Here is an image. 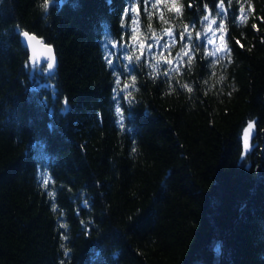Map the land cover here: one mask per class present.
Masks as SVG:
<instances>
[{"label":"trees","instance_id":"1","mask_svg":"<svg viewBox=\"0 0 264 264\" xmlns=\"http://www.w3.org/2000/svg\"><path fill=\"white\" fill-rule=\"evenodd\" d=\"M241 3L0 0V264H264V0L244 24ZM205 15L230 62L196 39ZM185 25L192 63L154 72L147 46L171 28L173 59ZM22 31L56 67L30 64Z\"/></svg>","mask_w":264,"mask_h":264},{"label":"snow or ice","instance_id":"2","mask_svg":"<svg viewBox=\"0 0 264 264\" xmlns=\"http://www.w3.org/2000/svg\"><path fill=\"white\" fill-rule=\"evenodd\" d=\"M53 2H54V0H53ZM109 2H110V0H109ZM245 2L248 3V11L246 12L244 3H241V5H240V13H241L240 23L241 24H244V23L247 22V20H248V12L251 11L250 0H245ZM48 3H49V0H43V6L45 8L48 7ZM157 3H164L166 5L167 4V0H157ZM230 4H231V0H229V5ZM152 7L156 8V4H153ZM205 7H207V5ZM217 7L220 8L221 11H223L224 10L223 2H221ZM157 10L159 11V9H157ZM172 10H175L177 16H179L182 13V6L181 7H176L174 9H172V8L169 9V11H172ZM134 11H136V10L131 6V0H128V6L125 7L124 12H123V16L127 17L130 12H134ZM148 14H149V17H151L152 13L149 12ZM160 18H161V20L164 21L165 24L169 23L168 20L164 19V13L162 11L160 12ZM132 19H133V24L135 25L136 21L138 20V16L133 17ZM203 20L204 21H210V23L208 25V28L205 29V31L203 33H201V32H197L196 33V39L199 40L201 35H203L205 40H207L208 44H213L214 43L213 39L211 37H209L207 35V33L209 31H211L212 32V36L214 37L215 34H216V31H220V32L225 31L226 30L225 26H224L223 23H221L218 29L213 30L211 28V24L215 23V19L212 18L210 15H205L203 17ZM123 26L124 25H123V22H122V27ZM253 27H255V25H253ZM22 35L24 37H26L29 41L34 39V37L30 36L29 33H27V32H23ZM163 35H167V37L169 39H168V41H166L163 44H161L160 41H161V37ZM185 36H187V43H182L181 50H180V52H177L176 57H174L173 59H166L165 58V59L162 60V58L164 57V53L165 52H168L169 56L171 55V48L175 46L177 41H176L175 37L173 36V31H172L171 28L164 29L163 33H156L155 34V36H154L155 44L159 46L160 52L158 54L152 53L151 49L153 48V45L149 44L147 46L149 55H152L153 58L156 60V64L155 65H151L153 67L154 72H158V65L161 62L167 63L170 66L169 69H166L164 71V73H163L164 75H168L169 70H174L176 72H179V68H172L174 60L178 61L181 65H183L185 63L183 57H187V61L186 62L189 65L192 63V60L194 58V52L195 51H199L201 45L199 43H196V44L192 43L193 37H192L191 31L189 30V26L188 25H185L184 26V30L179 34L180 41H184L185 40ZM237 43H239V41H237ZM49 51H51V49H49ZM218 53H221V54L218 56L217 60L213 61V64L218 63L220 60H222V59H224L226 57L229 59V62H230V49L227 47V43L226 42H225L223 48H216V49H214L211 52H207V50H206V54L207 55L217 56ZM141 55H144L143 51H141ZM127 59L129 60V63L131 64L133 60H135L136 62H139L140 61V56L129 55L127 57ZM111 63H112V61L109 60V64H111ZM47 66H48L49 69H51L53 67V62H51V61L48 62ZM221 79H223V77H221ZM116 83H117V88H119V86H120L119 78H117ZM130 87H135V76L132 77V83L131 84H128V83L124 84V89L123 90L125 91L126 98H128V99L132 98V93L127 91V89L130 88ZM182 87L186 88L189 92L192 91V88L189 85H187V84L182 85ZM113 91L115 92V91H117V89H114ZM116 111L122 117L121 107L118 106L116 108ZM253 129H254V122H250L248 124L247 128L244 129V133H245V151H247L248 148H249L248 138L250 137L251 132H252ZM44 183L45 184L48 183V177L47 176L44 177ZM49 195H52V193H49ZM53 209L56 210L55 209V205L53 206ZM61 227L62 228H66L67 225L66 224H61ZM64 238L67 239L66 236ZM62 247H63V245H62ZM67 251L68 250L66 249L65 250V255H67Z\"/></svg>","mask_w":264,"mask_h":264},{"label":"water","instance_id":"3","mask_svg":"<svg viewBox=\"0 0 264 264\" xmlns=\"http://www.w3.org/2000/svg\"><path fill=\"white\" fill-rule=\"evenodd\" d=\"M22 31L20 34L21 41L25 45L28 50L29 62L30 64H38L41 62H53V69L57 66V56L54 52V49L49 44L43 42L37 35L33 33H29L30 36L34 37L31 41H29L26 37L22 35ZM28 33V32H27ZM51 49V51H49Z\"/></svg>","mask_w":264,"mask_h":264},{"label":"rangeland","instance_id":"4","mask_svg":"<svg viewBox=\"0 0 264 264\" xmlns=\"http://www.w3.org/2000/svg\"><path fill=\"white\" fill-rule=\"evenodd\" d=\"M211 28H212L213 30L218 29V28H215V27L213 26V24H211ZM207 35L213 39L214 43L212 44V47H213L214 49L219 48V47L221 46V34H220V31H216V34H215L214 37L212 36V32H211V31H209V32L207 33ZM244 138H245V135H244Z\"/></svg>","mask_w":264,"mask_h":264}]
</instances>
